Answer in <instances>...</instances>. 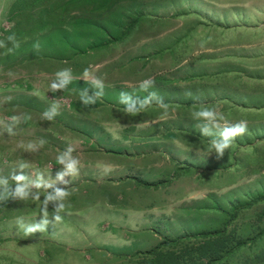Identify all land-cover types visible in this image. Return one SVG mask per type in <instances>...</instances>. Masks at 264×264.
I'll return each instance as SVG.
<instances>
[{"label":"rangeland","instance_id":"obj_1","mask_svg":"<svg viewBox=\"0 0 264 264\" xmlns=\"http://www.w3.org/2000/svg\"><path fill=\"white\" fill-rule=\"evenodd\" d=\"M0 177V264H144L221 230L264 193V0H0Z\"/></svg>","mask_w":264,"mask_h":264},{"label":"trees","instance_id":"obj_2","mask_svg":"<svg viewBox=\"0 0 264 264\" xmlns=\"http://www.w3.org/2000/svg\"><path fill=\"white\" fill-rule=\"evenodd\" d=\"M253 165V164H252ZM264 202V193L253 196L248 200L237 201L233 204L228 214L227 225L237 218L241 210ZM263 205V204H262ZM264 213V209H263ZM260 215L257 219L248 223L234 225L227 230V225L222 229L213 231L202 230L189 243L182 245L179 249L178 240H170L158 244L156 247L144 253V264H253V261L264 259V251L250 255H244L239 260L244 249H252L254 243L264 237V222H261ZM162 248L161 245H166Z\"/></svg>","mask_w":264,"mask_h":264},{"label":"clouds","instance_id":"obj_3","mask_svg":"<svg viewBox=\"0 0 264 264\" xmlns=\"http://www.w3.org/2000/svg\"><path fill=\"white\" fill-rule=\"evenodd\" d=\"M59 75L64 76V77H68L69 76V71L68 70H61L59 73ZM82 98L88 102L90 100L89 97L87 96H82ZM129 112H134L136 111L135 109L129 107L128 108ZM198 115H200L201 117H204L206 119H211L213 116V113L211 112V110L209 109H201L199 111H197ZM244 131V126H243V122L241 121L240 123H238L236 126L234 127H230L227 128L223 135H224V140L223 141H213V144L215 146V148L217 150H223L228 144H229V140L228 137L234 136L237 133H242ZM57 160L59 163H63L65 164V168L66 170H74L76 165H77V160L75 159H68L67 158V154H62L60 156L57 157ZM21 167H23V165H21ZM25 178L22 175H18L15 177V180L17 182L23 181ZM0 186H3L5 188V195H8V191H7V187H8V180L5 177H0ZM37 187H40V184L37 183L36 184ZM47 186V185H46ZM26 185L21 184V183H17V186L15 188L14 191V195L20 198H24L25 196H27V191H26ZM64 195H66L65 192H63L60 189L56 190L55 196L52 195H47L46 196V200H51V199H55L57 197H63ZM63 207V205H61V208ZM45 215H47V213L45 212ZM56 219L59 221L61 219L60 216H56ZM47 223L46 220H43L40 223H33L27 226L21 225L24 229V233L25 235L30 234L35 232L36 230H44L45 224Z\"/></svg>","mask_w":264,"mask_h":264}]
</instances>
